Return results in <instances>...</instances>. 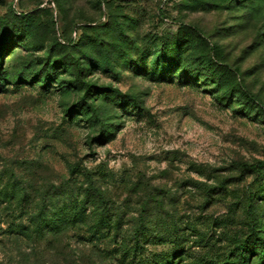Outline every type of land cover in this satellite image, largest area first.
Returning a JSON list of instances; mask_svg holds the SVG:
<instances>
[{"label": "rangeland", "instance_id": "1", "mask_svg": "<svg viewBox=\"0 0 264 264\" xmlns=\"http://www.w3.org/2000/svg\"><path fill=\"white\" fill-rule=\"evenodd\" d=\"M262 163L264 0H0V264H264Z\"/></svg>", "mask_w": 264, "mask_h": 264}, {"label": "trees", "instance_id": "2", "mask_svg": "<svg viewBox=\"0 0 264 264\" xmlns=\"http://www.w3.org/2000/svg\"><path fill=\"white\" fill-rule=\"evenodd\" d=\"M163 60L164 61L166 60L165 56L163 57ZM111 92H113V93H115L117 95H121V92L119 90H117V89H111ZM246 97L249 98L248 95H246ZM261 166L264 168V163H262ZM73 172L74 171H72V173ZM89 187H91V186L89 185ZM53 188H54L55 191H57L59 193V196L61 198H63V206H64V204L66 205V203H70L69 205H70V207H72V209L74 211V213H72V215L74 216L75 220L79 219L82 216V214L79 215L81 213V211H82V209L80 207H82V206L85 207L87 198L89 200L90 199L94 200V197L92 196V194H88V191H84L83 193L78 192L77 193L78 196L75 197V194L73 193V190L71 191L70 188L68 187V185H65V184H62V185H60L58 187L56 186V187H53ZM81 196L83 197L84 201H82L83 199H81V200L79 199V197H81ZM95 207L96 208L94 209L93 213H95L98 217H102L103 219H108L107 215L110 214V211H109L108 208H107V210L103 209L102 210L103 213H100L98 210L101 209V206L100 205L99 206L96 205ZM106 207H108V205H105V208ZM41 213H43V214H42L41 218H38L37 224L41 225V227L43 229L49 228L50 226H52V224L66 225L65 224L66 221H64L63 219H58L57 216H56L57 219H53L54 216L52 217L50 212H48V213L41 212ZM68 216H70V215H68ZM111 217H112V215H110V217H109L110 220H113L114 216L112 218ZM121 218L122 217H118L117 219H114V220L115 221H117V220L118 221H122ZM140 229L141 228L139 226L137 229H135V232H134L136 234V238L137 239L140 238V231H141Z\"/></svg>", "mask_w": 264, "mask_h": 264}]
</instances>
